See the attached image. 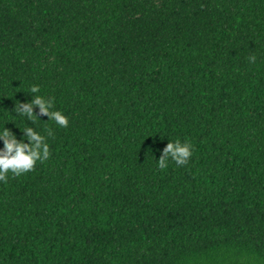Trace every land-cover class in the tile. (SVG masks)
<instances>
[{"label":"trees","instance_id":"16d2710c","mask_svg":"<svg viewBox=\"0 0 264 264\" xmlns=\"http://www.w3.org/2000/svg\"><path fill=\"white\" fill-rule=\"evenodd\" d=\"M34 85L68 127L17 115ZM27 127L50 157L0 181V264H264V0H0Z\"/></svg>","mask_w":264,"mask_h":264},{"label":"clouds","instance_id":"9594fccd","mask_svg":"<svg viewBox=\"0 0 264 264\" xmlns=\"http://www.w3.org/2000/svg\"><path fill=\"white\" fill-rule=\"evenodd\" d=\"M249 61L255 63L256 57L250 56ZM34 94L31 102L16 103L14 111L19 116H25L29 121L35 122L37 117L47 116L50 121H54L60 128L68 127L69 121L65 115L59 111L52 110L54 107L53 99H45L37 95L40 92L39 86H32L30 89ZM39 109V113L35 109ZM48 136H53L51 129L46 130ZM25 138L29 143L19 141L16 136L7 128L0 133V140L3 141L4 147L0 149V181L7 183L8 174L15 177L26 174L35 169L37 162L43 163L50 157L49 145L46 138L37 133L32 127L22 130ZM192 145L188 142L182 143L180 140L170 141L164 147L158 160V167L164 170L168 166V160L172 161L179 167L188 164L192 157Z\"/></svg>","mask_w":264,"mask_h":264}]
</instances>
